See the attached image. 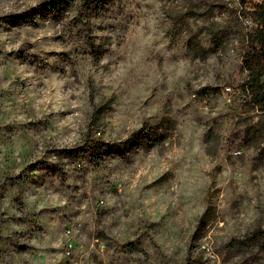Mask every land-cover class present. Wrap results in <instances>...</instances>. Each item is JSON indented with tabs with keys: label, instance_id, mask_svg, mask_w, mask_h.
I'll return each mask as SVG.
<instances>
[{
	"label": "rangeland",
	"instance_id": "374dc122",
	"mask_svg": "<svg viewBox=\"0 0 264 264\" xmlns=\"http://www.w3.org/2000/svg\"><path fill=\"white\" fill-rule=\"evenodd\" d=\"M42 1L0 0V264H264L238 2Z\"/></svg>",
	"mask_w": 264,
	"mask_h": 264
},
{
	"label": "trees",
	"instance_id": "16d2710c",
	"mask_svg": "<svg viewBox=\"0 0 264 264\" xmlns=\"http://www.w3.org/2000/svg\"><path fill=\"white\" fill-rule=\"evenodd\" d=\"M88 8L94 5H100L105 0H81ZM239 4L240 13L249 16L255 23V31L251 34V40L254 41L250 48L244 52L242 57V69L246 71V79L243 88L249 96L253 105L258 106L264 111V0H236ZM76 0H45L35 7H32L30 14L36 16L40 11L55 10L61 8H71ZM23 18L19 19L22 20ZM142 128L131 133L126 139L118 141L117 144H124L135 140L142 132ZM86 139H92L87 134ZM94 154L104 152L106 143L91 141Z\"/></svg>",
	"mask_w": 264,
	"mask_h": 264
},
{
	"label": "built area",
	"instance_id": "2783aa9c",
	"mask_svg": "<svg viewBox=\"0 0 264 264\" xmlns=\"http://www.w3.org/2000/svg\"><path fill=\"white\" fill-rule=\"evenodd\" d=\"M243 22L246 25V27H252L255 25L254 21L249 16H244ZM245 73H247V72L245 71ZM224 88H225L226 92H229L232 90V88L229 85L225 86Z\"/></svg>",
	"mask_w": 264,
	"mask_h": 264
}]
</instances>
